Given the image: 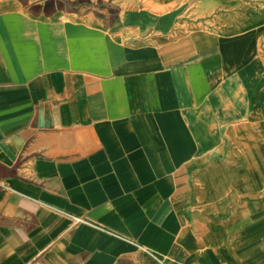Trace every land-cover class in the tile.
Segmentation results:
<instances>
[{
	"label": "crops",
	"instance_id": "obj_1",
	"mask_svg": "<svg viewBox=\"0 0 264 264\" xmlns=\"http://www.w3.org/2000/svg\"><path fill=\"white\" fill-rule=\"evenodd\" d=\"M153 1L0 0V264H264V207L186 191L234 120L260 150L264 11L181 38Z\"/></svg>",
	"mask_w": 264,
	"mask_h": 264
},
{
	"label": "rangeland",
	"instance_id": "obj_2",
	"mask_svg": "<svg viewBox=\"0 0 264 264\" xmlns=\"http://www.w3.org/2000/svg\"><path fill=\"white\" fill-rule=\"evenodd\" d=\"M144 1L145 7L155 14L172 12L176 5V2L155 4L153 0ZM181 3L185 4L182 9L184 15L182 20L187 21L182 25L184 32L181 38L195 31L212 32L217 35L224 33L223 37L240 36L247 31L251 23L260 19V17H252L251 13L264 11V0H181ZM209 16L216 18L209 20ZM189 20L194 23H189ZM227 28L228 30L225 31ZM220 123L222 122L217 123L218 126ZM246 123L243 118L234 120L229 125L230 153L222 154L221 157L223 162L230 165L211 164L202 170L199 180L190 179L187 182L186 191L193 189V194L199 197L205 196L207 192H214L218 197L230 198L231 202L242 201L244 207H264V128L259 129L254 139L255 147L258 146L260 150L244 153ZM234 130L238 132L236 137ZM244 159L250 160L249 167H244ZM262 223H264L262 217L258 219L249 217L244 220V234L254 245L264 241V227H260Z\"/></svg>",
	"mask_w": 264,
	"mask_h": 264
},
{
	"label": "built area",
	"instance_id": "obj_3",
	"mask_svg": "<svg viewBox=\"0 0 264 264\" xmlns=\"http://www.w3.org/2000/svg\"><path fill=\"white\" fill-rule=\"evenodd\" d=\"M183 24H184V22L179 24L180 26L178 28H176V32H178L179 30H183V28H182Z\"/></svg>",
	"mask_w": 264,
	"mask_h": 264
}]
</instances>
